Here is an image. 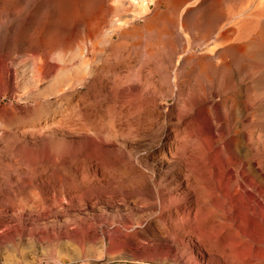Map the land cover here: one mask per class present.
I'll return each instance as SVG.
<instances>
[{"label": "rangeland", "instance_id": "rangeland-1", "mask_svg": "<svg viewBox=\"0 0 264 264\" xmlns=\"http://www.w3.org/2000/svg\"><path fill=\"white\" fill-rule=\"evenodd\" d=\"M242 1L245 0H198L194 4L193 0H149L145 18L117 29L114 21L130 20L131 14L137 13L130 0H0V32L5 38L2 40L0 36V71L7 63L26 67L25 62L36 54L25 46L26 41H34L38 35L40 40L46 39L49 49L67 50L65 58L73 64V69L67 73L70 77L88 63L98 74L118 66L116 74L125 78L123 88L128 92L134 81L132 87L145 104L140 115L130 119L131 135L120 137L117 132L122 144L113 165L117 187L109 199L104 186L94 192L93 198H78V188H70L60 181L56 191L43 186L44 199L30 195L27 200L0 207V264H186L189 259L193 260L189 264H216L226 258L233 262L232 255L239 260L249 259V252L234 246L230 230H224L217 246H205V241L199 244L189 232L182 214L191 210V203L197 198L191 188L195 185V173L184 166L179 151L169 150L174 133L180 130L186 133L180 132L179 136L190 135L203 143L210 137L211 116L214 115L218 124L231 126L238 135L250 140V161L262 170L264 177V32L255 46L247 50L246 56L236 60L238 64L232 63L225 74L218 71L212 74L210 86L192 71L194 64L186 61L187 57L204 55L200 45L204 26L207 23L217 26L211 34L215 36L217 29L228 22L227 16L220 22V11H227ZM173 24V31L179 34L180 28H185L182 37L172 35L157 39L149 37L145 31V27L155 26L157 32L164 29L171 34ZM114 28L115 32L106 34ZM77 37L87 42L88 52L80 51L82 55L75 47L77 41L73 43ZM188 48L191 52L185 54ZM171 49L175 52L171 53ZM225 61L231 62L232 57ZM53 63H56L55 58ZM215 64H221V60H216ZM175 72L177 88L173 82ZM2 88L0 85V114H9V122L15 117L9 123V133L27 130L38 119L42 122L60 118L62 127L71 121L90 124L92 110L96 111L97 118L89 128L92 126L96 132L102 130L98 137L111 127L106 102L87 95L86 88L75 90L59 109L40 107L35 116L25 115L28 107L17 97L19 93L13 95ZM209 89L215 95L206 105L189 106L195 94ZM231 97L236 102L234 105L226 102L225 111L220 107L208 111V104L219 106L221 101ZM64 110L75 117L65 115ZM179 116L182 118L177 124ZM56 136L63 143L70 139L61 132ZM6 159V155L0 157V160ZM203 164V181L210 188L213 201L234 202L240 206L259 202L254 193L241 195L229 189L231 170L221 156L210 154ZM94 167L98 174L96 179L102 184L104 180L99 177L106 175L104 167L93 165L91 170ZM261 183L264 189V179ZM72 196L75 198L71 200ZM232 218L235 230L261 237L256 222L249 220L244 210L239 209ZM262 222L264 224V218ZM183 251L186 255L180 257Z\"/></svg>", "mask_w": 264, "mask_h": 264}, {"label": "bare ground", "instance_id": "bare-ground-1", "mask_svg": "<svg viewBox=\"0 0 264 264\" xmlns=\"http://www.w3.org/2000/svg\"><path fill=\"white\" fill-rule=\"evenodd\" d=\"M197 1L193 0L194 4ZM130 3L137 10V13L131 14L132 19L130 20L119 19L114 21V27L117 29L125 28L131 25L133 21L145 18L148 15V3L144 1L140 3L136 0H130ZM185 6L182 11L186 8ZM225 16H227V24L217 29L218 31L213 37L211 34H213L212 32L215 31L217 26L214 27L209 23L204 26L202 42L201 44L199 43L205 51L204 55L200 58H194L193 56L186 58L187 62L194 64L192 71L196 72L198 77H202L207 85H209L208 82L211 80L210 76L212 74L217 71L220 74H225L232 63L235 65L238 62H236L238 58L245 57L247 50L255 46L259 41L264 32L262 30L264 26V0H245L237 6L229 7L227 11L221 10L218 14V18L221 19L220 22ZM154 19H157L156 15ZM173 29H175L174 24L172 25V31ZM161 30L157 32L155 26L145 27L147 35L149 37L155 36L157 39H165L172 35V37L176 35L182 37L185 28L183 26L180 28L181 34L176 30L173 32L170 30L171 34H168L164 29ZM115 31L114 28L108 30L106 34L111 35ZM2 33L0 32V36H2ZM36 38L34 41L32 39L26 41L25 46L32 48L34 54L36 53L34 58L25 62L24 65H27L26 67L15 63H7L3 71H0V85L3 87L4 92L13 95L19 93L17 97L20 101H24V104L28 107L25 110V115L35 116L40 107L46 106L59 109L75 90L86 88L87 95L100 102H106L105 111L110 118L109 124L111 127L105 130L103 136L98 137V134L103 133L102 130L96 132L92 126L89 128L92 125V120L94 121L97 118L96 113H94L96 111L92 110L90 124H85L84 122L79 124L77 121H71L70 124L62 127L59 124L60 118L56 121L51 119V121H47L46 119V121L42 122L41 119H38L27 130L9 133V123L15 117L9 122V114L1 113L0 157L6 155L7 159L5 161L0 160V207L11 206L10 203L16 200H27L30 195L34 199H44L43 190L45 187L43 186L56 191V186L60 185V181L64 182V185H70V188L73 186H75V189L78 188L80 192L78 198H93L94 192L104 186L107 189L106 193L109 199L117 187L116 180L113 177V165L122 145L119 142V138H117V132H119L120 137L125 136L128 138L131 135V127H133L130 119L140 115V111L145 109V104L143 100L140 101L141 96L137 89L132 87L135 85L134 81L133 85L128 87V92L123 88L125 78L119 73L116 74L118 66L108 69L106 73L98 74L96 69L88 63L72 78L67 74L73 69V64L71 65V62L65 58L67 50L65 51L64 48L49 49L46 39L40 40L38 35H36ZM1 39L5 40L3 36ZM83 39L77 37L76 40H73V43L75 41L78 43L75 47L78 49L79 54L80 51L82 54L83 51L88 52V48L85 47L87 42ZM26 52H28L27 48ZM170 52L174 53L175 51L171 49ZM190 52V48H188L185 54ZM51 55L54 56L56 63L52 64V59L54 58H51ZM229 56L232 57V61H225ZM216 60H221V64L216 65ZM232 72L230 71L229 73ZM176 79L177 73L175 72L173 77L174 87H176ZM222 79L224 78L222 77ZM167 82L171 88L170 80L168 79ZM211 82L209 83L212 84ZM236 82L238 83V81ZM218 83L220 82L218 81ZM217 94L219 95V93ZM217 94L216 96L218 97ZM214 95L215 92L213 90H204L200 94L194 95L189 106L192 108L206 105L208 99L214 98ZM228 101L232 103L231 105L236 102L231 97L221 101L219 106L216 103H212L210 106L208 104V111L211 109L213 111L219 107L224 110ZM64 111L66 112L67 110ZM65 115L70 117L73 113L67 111ZM72 117H75V114ZM181 118L180 116L177 118V124L181 122ZM211 118L213 122V125L210 124L213 126L210 131L211 134L209 133L210 137H206L203 143L196 139L194 141L190 135L189 137L186 134L179 136L180 132L186 133L185 130L175 132L172 142L169 143V150L172 152L179 151L180 159H183L184 166L191 169L192 173H195V185L191 186V188L197 198L194 203H191V210L182 214L184 216L182 220L188 224L190 227L188 229L189 232L196 237L199 244L205 241V246H217L220 235L223 234L224 230H230L234 246L244 249L250 254L249 259L246 261L239 260L232 255L233 262L226 258L218 260L216 264H264V224L262 222L264 218V189L261 183L264 177L262 170L250 161L252 152L250 140L245 135H238L233 127H225L222 123L218 124L216 116L213 115ZM60 132L65 133L70 139L63 143L56 136ZM210 154H215L225 159L227 169L231 170L228 176L229 189L241 195H245L247 192L248 195L249 193H254L260 203L251 201L240 206L234 202L217 203L213 201L211 190L205 185L201 172L204 165L203 162H207V157ZM9 156H11L10 161ZM93 165L97 166V168L100 165L104 167L106 175L99 177L104 180L102 184H100L99 179H96L98 177L96 168L94 167L91 170ZM57 198L61 199L60 196H57ZM74 198L75 196H72L71 200ZM239 209L244 210L249 220L256 222V229L261 237L256 238L248 232L234 229L232 215ZM191 212H193L192 215ZM180 255V257H185L186 251H183ZM191 260H187L186 264H189Z\"/></svg>", "mask_w": 264, "mask_h": 264}, {"label": "built area", "instance_id": "built-area-1", "mask_svg": "<svg viewBox=\"0 0 264 264\" xmlns=\"http://www.w3.org/2000/svg\"><path fill=\"white\" fill-rule=\"evenodd\" d=\"M136 1H138V2H140V3H141L142 1H144L145 3H148L149 0H136ZM147 5H148V4H147ZM149 5H150V4H149Z\"/></svg>", "mask_w": 264, "mask_h": 264}]
</instances>
